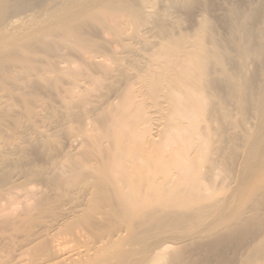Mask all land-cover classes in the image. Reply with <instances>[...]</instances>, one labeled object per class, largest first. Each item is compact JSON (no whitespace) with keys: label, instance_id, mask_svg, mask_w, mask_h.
I'll return each mask as SVG.
<instances>
[{"label":"bare ground","instance_id":"obj_1","mask_svg":"<svg viewBox=\"0 0 264 264\" xmlns=\"http://www.w3.org/2000/svg\"><path fill=\"white\" fill-rule=\"evenodd\" d=\"M0 264H264V0H0Z\"/></svg>","mask_w":264,"mask_h":264}]
</instances>
